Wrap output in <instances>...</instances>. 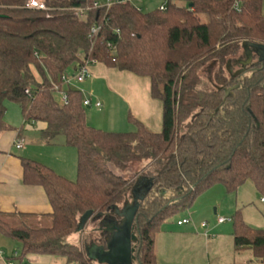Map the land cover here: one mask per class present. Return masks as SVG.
<instances>
[{"label": "trees", "instance_id": "obj_1", "mask_svg": "<svg viewBox=\"0 0 264 264\" xmlns=\"http://www.w3.org/2000/svg\"><path fill=\"white\" fill-rule=\"evenodd\" d=\"M95 1L103 0H45L47 9L38 10L27 0H0L1 125L6 102H16L26 122L44 123V140L63 136L78 153L75 180L22 158L24 180L45 188L52 211L38 225L12 224L0 211V234L21 243L20 260L47 254L93 264L86 248L70 242L82 216L92 210L102 226L117 218L136 182L150 180L132 218L134 257L158 264L161 226L200 192L218 183L235 191L250 181L264 195L263 0H168L166 9L149 11L130 2L92 8ZM87 7L88 19L77 18ZM94 24L100 29L90 37ZM243 51L246 63L238 58ZM86 58L149 77L163 105L161 131L134 118L132 131L90 126L82 92L70 86L68 102H58L55 84ZM231 221L235 251L252 249L264 264V229L240 210ZM101 230L96 244L106 246Z\"/></svg>", "mask_w": 264, "mask_h": 264}, {"label": "crops", "instance_id": "obj_2", "mask_svg": "<svg viewBox=\"0 0 264 264\" xmlns=\"http://www.w3.org/2000/svg\"><path fill=\"white\" fill-rule=\"evenodd\" d=\"M91 69L93 76L77 84L76 87H73L82 92L83 99H91L90 105H84L87 123L89 119H98L99 117L96 115H98L101 110H105L107 112V117L113 118L111 123L113 122L112 126L116 127L114 129L124 125L126 120L132 122L137 129V125L133 120L134 118L144 123L147 128L153 131H161L163 105L160 100L152 97L151 80L149 77L136 75L132 72L122 71L117 68H111L99 62L94 64ZM97 101L102 103L101 107L96 106ZM7 110H9V107ZM6 113L3 117L2 125L0 123V211L8 214L7 218L12 224H18L22 221L35 225L44 224L48 221V215L52 211V206L46 190L41 184L27 183L24 180L22 158L32 159L29 157L35 156H31V149L36 148L34 146L38 143V137L35 134L36 128L40 133L39 138L41 144L49 145L55 141H46L42 138L41 129L45 127L44 123L25 121L24 114L19 104L17 112L15 111L16 118L14 120L7 119ZM20 138L24 139L25 144L23 147L18 148L15 143ZM59 142H62L63 146H70L66 144L65 139ZM58 152L56 155H59ZM50 167L56 173L65 177L70 173L63 168H59V166L55 164ZM136 183H138L139 192L141 193L147 180H140ZM132 202L133 198L127 201V203ZM184 218H189V222L179 224L178 221ZM112 219L108 218L107 222ZM226 221L220 223L217 220V224H223ZM202 223L200 224L201 227H207L208 223L205 226H203ZM104 227L105 226H99L97 230L101 232V228L103 229ZM194 227H196V222L189 216L177 219L176 229L178 230L176 231L179 233L190 234L191 231L195 229ZM173 229H175V227H171V229L167 228L165 232H173ZM132 233H134L133 230ZM209 234V229L203 233L206 237H208ZM160 243L161 235L158 233L155 245L157 262L159 261L158 251ZM90 244H96V242ZM90 244H88V247ZM20 249L21 243L18 240L8 235L0 234V264H7V259H12L14 264H68L65 257L47 254H28L20 260L18 259ZM86 251H88L87 246ZM16 252L18 253L17 256L15 255ZM247 256L249 257L250 254ZM158 264L160 263L158 262ZM260 264L262 263L260 262Z\"/></svg>", "mask_w": 264, "mask_h": 264}, {"label": "rangeland", "instance_id": "obj_3", "mask_svg": "<svg viewBox=\"0 0 264 264\" xmlns=\"http://www.w3.org/2000/svg\"><path fill=\"white\" fill-rule=\"evenodd\" d=\"M160 3L161 0L134 1V4L144 11L152 10L159 6ZM243 54L247 55L246 60L248 61V51H243L238 58H243ZM246 60L243 58L242 63H246ZM71 72L72 70H69V73ZM204 75H210V69H207ZM77 84L79 83L73 81L70 87H76ZM68 88L69 85L64 84L62 91H67ZM54 96L58 102L61 101L62 94L60 92L55 91ZM6 106L7 108L9 107L6 118L14 120L18 104L13 101H7ZM96 116L99 118L89 119L88 124L90 126L113 131H131L136 129L135 125L127 120L124 125L114 129L116 127L112 126L113 122L111 123L113 118H108L105 110H101ZM35 134L38 137V143L34 146L36 148H29L32 152L31 156H35L29 158L40 160L49 167L55 164L59 168L70 172L66 176L68 179L75 180L77 177V149L73 146H63L62 142H59L64 141L63 136H57L54 139L55 144L52 142L48 145L40 143V133L37 128ZM57 152L59 155H56ZM133 175V173L128 174L129 177ZM132 196L131 192L130 198ZM263 196L250 181L242 184L235 191H228L224 184L218 183L200 192L190 207L178 211L161 226L158 262L160 264H260L259 260L255 258L252 249H245L242 252L234 250L233 222L231 219L240 210L242 218L252 227L264 229V202L261 201ZM185 216L191 217L196 222V227L190 234L176 231L178 230L176 229L177 219ZM219 216H224L228 220L223 224H217ZM203 221H207V227L200 226ZM106 222L107 220L103 219L101 221L102 226H105ZM98 227L99 222H94L92 217L83 231H77L70 237V242L77 244L82 249H85L92 242L97 243L104 238L101 232L97 230ZM171 227H175L173 232H165L167 228L171 229ZM207 229H209L210 233L208 237L203 235ZM94 254L96 258L93 264H106L101 262L102 257H100L99 252ZM249 254L250 256L248 257L247 255ZM133 264H137L136 260H134Z\"/></svg>", "mask_w": 264, "mask_h": 264}, {"label": "water", "instance_id": "obj_4", "mask_svg": "<svg viewBox=\"0 0 264 264\" xmlns=\"http://www.w3.org/2000/svg\"><path fill=\"white\" fill-rule=\"evenodd\" d=\"M189 5L193 6L192 3ZM151 186L152 182L147 180V183L144 185L142 192L140 193L138 183L135 184L132 189L133 202L126 203L121 209L116 208L117 218L115 217L111 221L106 222L107 224L103 228V232L108 235L106 246L90 244L89 247L87 246L89 257L95 259L96 256H94V253L99 252L100 257H102L101 262H105L106 264L134 263L135 248L133 242L136 240V236L132 233V218L136 214L139 200L144 198L145 193L151 188ZM93 215L94 212L88 210L82 216L77 231H82L85 228L87 221L92 218ZM101 216V214L98 215V217ZM105 219L107 220V218Z\"/></svg>", "mask_w": 264, "mask_h": 264}, {"label": "built area", "instance_id": "obj_5", "mask_svg": "<svg viewBox=\"0 0 264 264\" xmlns=\"http://www.w3.org/2000/svg\"><path fill=\"white\" fill-rule=\"evenodd\" d=\"M136 0H103V1H95L93 3V5L91 6L92 8H101V7H105V8H110L112 5L114 4H120V3H133ZM167 2L168 0H162L161 4L158 6L160 9L164 10L166 9L167 6ZM26 7L28 8H32V9H38V10H46L47 9V4L45 2V0H27L26 2ZM91 7H87V8H78L76 10V16L77 18H79L80 20H87L88 16H89V9ZM139 8V7H138ZM100 27L97 26L96 24L92 25L91 30H90V37H94L98 31H99ZM97 63V60L94 58H86L84 61V64H81L79 66L76 67V69L74 71H72L71 73L67 72L65 74L62 75V84H55V91H58L62 94V98H61V103L65 104L68 102V94L67 91H62V87L64 84H68L69 86H71L72 82H78V83H82L84 81H86L87 79L91 78L93 76V72L91 67ZM28 91V90H27ZM83 104L84 105H90L91 104V99L89 98H84L83 99ZM96 106L101 107L102 103L100 101L96 102ZM25 144V141L23 138H20L19 140L16 141L15 145L18 148L23 147ZM261 201L264 202V196L261 198ZM189 218H184L182 220H179L178 223L179 224H183V223H188L189 222ZM227 219L225 217H219L218 221L220 223L226 221ZM203 226L207 225V222L204 221L202 223ZM17 252L15 253V255L17 256ZM7 264H14L12 259H7Z\"/></svg>", "mask_w": 264, "mask_h": 264}]
</instances>
